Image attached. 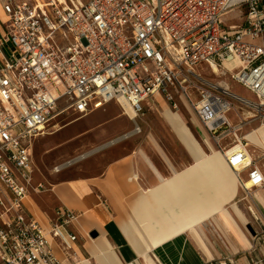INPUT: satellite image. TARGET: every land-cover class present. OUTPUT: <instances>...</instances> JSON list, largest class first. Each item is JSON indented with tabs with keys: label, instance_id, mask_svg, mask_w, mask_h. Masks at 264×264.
<instances>
[{
	"label": "built area",
	"instance_id": "built-area-1",
	"mask_svg": "<svg viewBox=\"0 0 264 264\" xmlns=\"http://www.w3.org/2000/svg\"><path fill=\"white\" fill-rule=\"evenodd\" d=\"M232 11L244 21L223 29ZM0 12V264H62L54 241L74 257L68 229L77 214L59 209L46 230L24 209L47 190L34 181L33 144L64 113L113 103L134 121L158 101L178 110L181 96L239 174L226 152L248 150L243 129L264 124V0H0ZM213 67L254 100L208 79ZM239 170L247 172L240 190L253 201L264 172L252 158Z\"/></svg>",
	"mask_w": 264,
	"mask_h": 264
},
{
	"label": "crops",
	"instance_id": "crops-1",
	"mask_svg": "<svg viewBox=\"0 0 264 264\" xmlns=\"http://www.w3.org/2000/svg\"><path fill=\"white\" fill-rule=\"evenodd\" d=\"M239 14L242 24L244 14ZM235 19L233 18V20ZM222 26L225 29L238 25L234 23L227 25L222 22ZM209 75L212 76L211 79L209 78L210 80L231 90L228 83L222 79L225 78L233 82L227 71L217 70L214 73L207 71L205 76L208 78ZM251 96L253 97V95ZM175 100L178 104L176 111L171 110L165 102L158 101L156 108L146 106L144 115L164 105L168 109L164 112L165 120L175 136L176 131L169 123L168 118L173 119L178 127L184 126L187 131L185 133L188 136L191 135V141L200 154L218 152L217 147L199 124L186 101L178 95L175 96ZM182 109L187 111V116L183 115ZM228 118L231 122H236L232 113L228 114ZM246 128L243 129V132ZM261 131L264 132V129ZM177 140L193 164V154L178 137ZM260 144L264 146V142ZM248 151L250 153L249 145ZM137 159H139L137 154L133 153L107 165L99 177L62 180L48 185L46 191L31 195L24 202L27 217L38 219L46 230L54 223L55 213L59 209H68L79 216L76 223L68 229L77 237L72 246L71 253L74 255V257L71 255L72 259H69V256L58 248L57 242L54 241L50 244L55 257L62 264H167V260L162 256L160 250L157 252L158 257L150 256L148 253L150 258H145L143 256L146 254L145 244L147 243L145 240L132 232L127 236L123 228L124 223L133 217L131 207L139 195V189L157 187L165 178H168L165 177L162 170L154 168L148 159L144 158L142 167ZM252 159L255 161L253 156ZM139 161H143V159H139ZM163 168L167 170L169 177L173 172L179 173L167 162L163 163ZM228 168L238 178V192L233 200L224 204L220 211L214 213L210 223L209 220L199 222L160 243L161 245L184 244L185 250L177 260L178 263L264 264V187L255 192L253 201L245 199L244 196L239 198V178L246 180L247 172L240 171L238 167H235L239 171L238 174L230 166ZM130 175H137L138 186L127 181ZM161 245L157 247L159 248Z\"/></svg>",
	"mask_w": 264,
	"mask_h": 264
},
{
	"label": "rangeland",
	"instance_id": "rangeland-1",
	"mask_svg": "<svg viewBox=\"0 0 264 264\" xmlns=\"http://www.w3.org/2000/svg\"><path fill=\"white\" fill-rule=\"evenodd\" d=\"M239 15L237 11H232L223 17L222 22L227 25L229 23L241 25ZM4 21L5 18L1 14L0 24ZM209 78L211 79L212 76L209 75ZM222 79L228 83L234 93L248 100H254L240 85ZM165 110L168 109L162 105L153 112L138 116L134 121L123 116L119 107L113 103L94 109L86 115L72 112L62 114L45 128L44 135L37 138L33 144L34 181L42 182L48 187L62 180L99 177L107 165L133 153H136L139 159H143V161L137 159L141 167L144 166V158H146L154 168L162 170L165 177H169V174L164 170L163 163L171 164L175 171L180 172L191 165L192 160L167 124L164 117ZM181 112L187 116V111L182 109ZM134 123L141 130L139 134L103 148L109 142L133 132ZM259 126L258 122L253 123L243 133ZM260 141L264 142L262 131L252 134L248 139V145L250 154L264 170V149L259 148L262 146ZM84 155L88 156L79 160ZM241 157L244 164L245 157L243 155ZM68 163L70 165H67ZM56 168L62 170L56 173ZM176 173L178 172H173L172 175ZM127 181L133 183L131 175ZM243 196L244 194L239 190V198ZM184 247V244H163L149 251V255L158 257L157 252L160 250L167 264H180L177 260L182 256ZM149 255L145 254L144 257L150 258Z\"/></svg>",
	"mask_w": 264,
	"mask_h": 264
},
{
	"label": "bare ground",
	"instance_id": "bare-ground-1",
	"mask_svg": "<svg viewBox=\"0 0 264 264\" xmlns=\"http://www.w3.org/2000/svg\"><path fill=\"white\" fill-rule=\"evenodd\" d=\"M224 65L230 70L236 62H225ZM213 68L217 72V69ZM125 111L130 119L135 118L130 108L125 107ZM168 120L176 131L178 139L193 154L194 162L181 172L165 178L157 187L139 189V195L137 194L132 206L133 217L124 223L123 228L127 236L132 232L145 240L146 254L161 245L160 243L199 222L209 220L210 223L213 220L212 215L220 211L224 204L232 201L238 191V178L228 168L224 156L219 152L200 154L191 141V135L185 133L187 131L184 126L178 127L173 119L168 118ZM262 129L264 124L244 133V140L248 141L252 134H257ZM133 135V132L127 133L103 148L129 139ZM261 148L264 149V146ZM88 155L78 158L81 160ZM241 155L245 157L244 164L252 158L249 151L243 150L241 146L233 147L226 152V156L238 169L242 165ZM61 170L62 168H56L55 172L59 173ZM131 181L138 186L137 175H131Z\"/></svg>",
	"mask_w": 264,
	"mask_h": 264
}]
</instances>
